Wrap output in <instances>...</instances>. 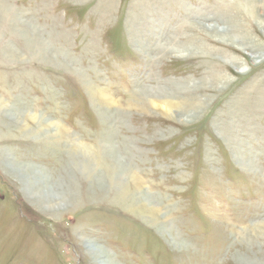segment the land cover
I'll list each match as a JSON object with an SVG mask.
<instances>
[{
  "label": "rangeland",
  "instance_id": "obj_1",
  "mask_svg": "<svg viewBox=\"0 0 264 264\" xmlns=\"http://www.w3.org/2000/svg\"><path fill=\"white\" fill-rule=\"evenodd\" d=\"M263 9L0 0V264H264Z\"/></svg>",
  "mask_w": 264,
  "mask_h": 264
},
{
  "label": "bare ground",
  "instance_id": "obj_2",
  "mask_svg": "<svg viewBox=\"0 0 264 264\" xmlns=\"http://www.w3.org/2000/svg\"><path fill=\"white\" fill-rule=\"evenodd\" d=\"M255 1V0H254ZM258 7L260 8V6L258 5ZM263 13H264V9H263ZM257 17L259 18L260 17V15H259V13L257 14ZM260 19V18H259ZM215 28V27H214ZM213 28V29H214ZM214 81V80H213ZM143 90V89H142ZM100 92V94H101V96H102V98H103V100L108 104V105H113V103H115V99L109 94H104L103 93V91H99ZM140 92L142 93V92H144L145 93V91H141L140 90ZM139 92V93H140ZM139 93H137L138 94V96H136V99L137 100H139L138 102H140V94ZM135 96V95H134ZM166 110H168V108L166 107L165 108ZM186 115H188L187 113H186ZM191 115V114H190ZM36 116V115H35ZM36 171V170H35ZM37 173H40V174H44L45 175V171L44 170H42V169H37ZM40 174H39V176H40ZM41 178H42V176H41ZM36 179V178H35ZM48 191V190H47ZM46 191V192H47ZM43 193V192H42ZM51 194H50V192L48 191V193H43L42 194V196H35V197H38V199H46V200H49L50 201V199H52L51 198ZM54 197H56L55 195H54ZM58 197V196H57ZM60 200H62V199H60L59 198V202L58 203H61V201ZM53 202V201H52ZM53 204V203H52ZM54 207L56 206V205H53ZM48 208V207H47ZM50 209H52V207L50 206L49 207ZM90 242V241H89ZM106 250V249H105ZM102 251H104V250H101V252H99V251H97V253H103ZM107 251V250H106ZM106 253V252H105ZM103 256V255H102ZM106 256V255H105ZM108 256V255H107ZM111 258V260H113V258L112 257H110ZM108 259V258H107ZM109 262H111L110 260H109ZM113 262V261H112ZM247 262V261H246ZM245 262V263H246ZM113 264V263H112Z\"/></svg>",
  "mask_w": 264,
  "mask_h": 264
}]
</instances>
